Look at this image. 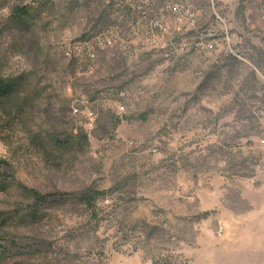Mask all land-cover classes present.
Segmentation results:
<instances>
[{"label":"rangeland","instance_id":"374dc122","mask_svg":"<svg viewBox=\"0 0 264 264\" xmlns=\"http://www.w3.org/2000/svg\"><path fill=\"white\" fill-rule=\"evenodd\" d=\"M211 1L236 53L86 62L63 48L96 29L95 0H0L19 83L0 103V264H264V0H197L202 26ZM19 184L66 194L36 205ZM87 187L106 191L97 219L71 198Z\"/></svg>","mask_w":264,"mask_h":264},{"label":"built area","instance_id":"2783aa9c","mask_svg":"<svg viewBox=\"0 0 264 264\" xmlns=\"http://www.w3.org/2000/svg\"><path fill=\"white\" fill-rule=\"evenodd\" d=\"M84 1L80 0V4ZM95 1L103 9V16L98 19L96 29L65 44L63 55L69 60L95 62L100 50L111 48L132 57L138 56L144 48H152L166 61L189 52H213L222 48H226L227 53H236L234 35L229 33L212 1L213 20L208 26L200 22L197 0ZM104 10L111 23L104 22L107 16ZM77 112L74 107V113Z\"/></svg>","mask_w":264,"mask_h":264},{"label":"trees","instance_id":"16d2710c","mask_svg":"<svg viewBox=\"0 0 264 264\" xmlns=\"http://www.w3.org/2000/svg\"><path fill=\"white\" fill-rule=\"evenodd\" d=\"M242 4H243V0H240L239 5H242ZM239 7L242 9V6H239ZM22 11H25V9L24 8L21 9V12ZM102 16H103V12L100 14L98 19L101 18ZM72 61H76V60H72ZM18 85H19V83L17 80L7 78V77L3 76L2 74H0V103L4 99L10 97L13 93H15ZM83 137H84V141H86L87 140L86 136H83ZM1 163H2V160H0V164ZM1 175H2V171L0 168V176ZM18 187H19V189L22 190V192L29 195V197H31L33 199V201L36 205L48 204L50 197H52L53 195H58L59 197H62L64 194H66V193H61V192L42 194V193L38 192L37 190H35L33 188H27L24 185L19 184ZM105 192L106 191L100 190L96 187H87V188L81 190L80 192L71 195V198L73 200L79 202L80 204H83L90 211L91 219H97V212L95 210L96 201L101 195L105 194ZM38 213H39V209L33 207L32 209L29 210L28 217H32L35 219L37 217ZM0 223H1V220H0ZM3 250H5V249L3 248Z\"/></svg>","mask_w":264,"mask_h":264}]
</instances>
